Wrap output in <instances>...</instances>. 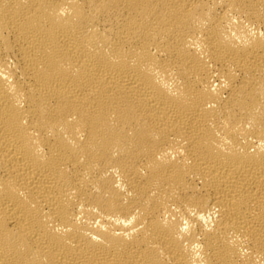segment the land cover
Instances as JSON below:
<instances>
[{"label":"bare ground","instance_id":"6f19581e","mask_svg":"<svg viewBox=\"0 0 264 264\" xmlns=\"http://www.w3.org/2000/svg\"><path fill=\"white\" fill-rule=\"evenodd\" d=\"M0 264H264V0H0Z\"/></svg>","mask_w":264,"mask_h":264}]
</instances>
